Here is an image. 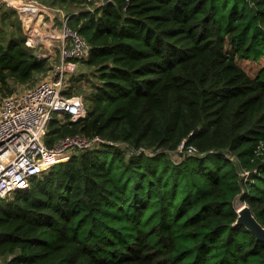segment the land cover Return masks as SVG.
Segmentation results:
<instances>
[{
  "label": "trees",
  "instance_id": "obj_1",
  "mask_svg": "<svg viewBox=\"0 0 264 264\" xmlns=\"http://www.w3.org/2000/svg\"><path fill=\"white\" fill-rule=\"evenodd\" d=\"M49 2L77 11L67 24L100 84L84 119L50 122L47 145L126 149L82 151L0 198V264H264V242L234 225L239 201L264 226V67L240 62L264 56V0ZM16 15L1 7L0 24ZM1 25L6 95L47 62L19 22Z\"/></svg>",
  "mask_w": 264,
  "mask_h": 264
},
{
  "label": "built area",
  "instance_id": "obj_2",
  "mask_svg": "<svg viewBox=\"0 0 264 264\" xmlns=\"http://www.w3.org/2000/svg\"><path fill=\"white\" fill-rule=\"evenodd\" d=\"M7 6L13 9H35L41 13L43 5L38 0H0V8ZM44 8V7H43ZM47 11V9L45 7ZM50 12V11H49ZM61 21L59 31L53 35L51 45L58 48L57 60L49 68L48 77L35 86L14 92L0 101V198L12 196L19 190L28 188L30 179L51 166L65 163L82 151L113 145L126 149L122 143L105 140L100 136L87 137L82 134L58 139L52 146L46 143L50 122L60 118L59 122L68 120L76 122L84 119L88 113L86 97L88 92L99 85V80L91 87L85 80L86 62L90 55V45L71 29L67 22L77 11L54 12ZM33 52L38 50L30 33L26 34ZM50 46V45H49ZM39 60L55 57V51L36 56ZM55 61V59H54ZM89 86V88H86ZM83 88L82 94H71L75 89ZM88 91V92H87ZM180 143L178 151H183ZM197 149L188 146L187 154Z\"/></svg>",
  "mask_w": 264,
  "mask_h": 264
},
{
  "label": "rangeland",
  "instance_id": "obj_3",
  "mask_svg": "<svg viewBox=\"0 0 264 264\" xmlns=\"http://www.w3.org/2000/svg\"><path fill=\"white\" fill-rule=\"evenodd\" d=\"M42 5V10L41 13H37V11L35 12V9H30V10H26V9H13L16 11L17 15L11 17L12 23L11 21H6L4 25H1V27L5 30V31H9V30H16L18 27V22L20 23V26L23 28L24 32L26 34L30 33L31 37H33L34 39V44L38 46V50L34 51V55L36 56H40L41 53H45L48 52V50H51V55H52V49H54L55 51V57H46L44 58V60L47 62V70L42 72L41 74H36L34 75V78L31 79L30 81H28L27 83H15L14 81H9L8 85L11 88V92L9 94H12L14 92H18L24 89H28L31 88L33 86H35L37 83L45 80L48 77L49 74V68L51 65L54 64V62H56L57 60V52L59 51L58 48H54L52 44V42L55 40H53V35H55V33L57 31H59V29L61 28V21L59 20V17L54 13L57 10H62L64 12H71L74 11V8H67L64 6H59V5H51L49 4L51 0H38ZM94 1V3L96 5H100L103 3V0H92ZM45 7L47 9H49V11H47L45 9ZM87 8L89 9H95L93 8L91 5L90 7L88 6ZM1 9V8H0ZM0 23H1V16H0ZM50 45V46H49ZM55 59V61H54ZM241 65L251 74H255V72L258 69H261L262 67H264V56H262L259 61H252V60H248V59H243L240 61ZM85 71V80H93L90 82L91 87L93 86V83H95L97 80V75H96V70L93 67H84L83 69ZM98 79V78H97ZM1 85V84H0ZM86 88H89V86H86ZM92 91V90H91ZM91 91H87L88 94ZM82 92H85V90L83 88L79 89H75V92L71 93V94H82ZM9 94H3V92L0 90V101L2 100L3 97L9 95ZM87 100V99H86ZM58 118V117H57ZM60 119V118H58ZM171 159H174L176 161H180V156L178 154L172 153L170 155ZM240 204V205H239ZM244 204H241L239 201L236 202V206L239 207V209L243 206Z\"/></svg>",
  "mask_w": 264,
  "mask_h": 264
},
{
  "label": "water",
  "instance_id": "obj_4",
  "mask_svg": "<svg viewBox=\"0 0 264 264\" xmlns=\"http://www.w3.org/2000/svg\"><path fill=\"white\" fill-rule=\"evenodd\" d=\"M237 214L234 225L245 227L257 240L264 242V226L258 222L250 207L244 204L237 209Z\"/></svg>",
  "mask_w": 264,
  "mask_h": 264
},
{
  "label": "bare ground",
  "instance_id": "obj_5",
  "mask_svg": "<svg viewBox=\"0 0 264 264\" xmlns=\"http://www.w3.org/2000/svg\"><path fill=\"white\" fill-rule=\"evenodd\" d=\"M240 205V204H239ZM237 209H239V207H237Z\"/></svg>",
  "mask_w": 264,
  "mask_h": 264
}]
</instances>
